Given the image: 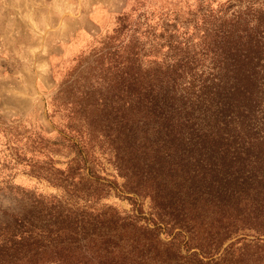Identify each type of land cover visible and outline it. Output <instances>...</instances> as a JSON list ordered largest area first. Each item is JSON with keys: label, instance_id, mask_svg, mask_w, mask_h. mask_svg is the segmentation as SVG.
<instances>
[{"label": "trees", "instance_id": "obj_1", "mask_svg": "<svg viewBox=\"0 0 264 264\" xmlns=\"http://www.w3.org/2000/svg\"><path fill=\"white\" fill-rule=\"evenodd\" d=\"M135 10L46 144L73 157L34 164L62 195L0 188V264H264V0Z\"/></svg>", "mask_w": 264, "mask_h": 264}, {"label": "rangeland", "instance_id": "obj_2", "mask_svg": "<svg viewBox=\"0 0 264 264\" xmlns=\"http://www.w3.org/2000/svg\"><path fill=\"white\" fill-rule=\"evenodd\" d=\"M159 2L0 0V188L10 181L45 196L62 195L48 180L31 176L38 170L34 164L52 159L66 167L72 153L46 144L65 130L64 115L87 106L83 98L91 85L105 80L102 65L92 60L104 46L116 44L110 38L120 15ZM55 99L58 114L50 106ZM99 171L110 179L117 174L106 157L100 158ZM103 203L131 210L116 194ZM144 209L148 215V200Z\"/></svg>", "mask_w": 264, "mask_h": 264}]
</instances>
